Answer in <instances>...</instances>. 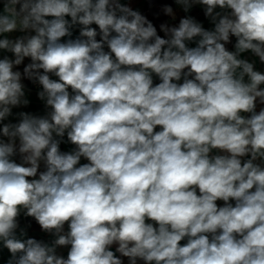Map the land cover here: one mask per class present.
Wrapping results in <instances>:
<instances>
[{
	"label": "clouds",
	"instance_id": "obj_1",
	"mask_svg": "<svg viewBox=\"0 0 264 264\" xmlns=\"http://www.w3.org/2000/svg\"><path fill=\"white\" fill-rule=\"evenodd\" d=\"M132 3L0 0V260L264 264V0Z\"/></svg>",
	"mask_w": 264,
	"mask_h": 264
},
{
	"label": "crops",
	"instance_id": "obj_2",
	"mask_svg": "<svg viewBox=\"0 0 264 264\" xmlns=\"http://www.w3.org/2000/svg\"><path fill=\"white\" fill-rule=\"evenodd\" d=\"M168 4L172 5L174 9L177 11V20L176 21H171L168 17L163 15L160 10L163 7V5ZM132 7L139 9L143 14L147 15L150 20L153 21V23L158 27L160 23L163 22H169V23H178V18L180 16H183L184 13L180 11L176 5L174 4V0H133ZM159 13V15H157ZM194 15L197 16L198 19L204 22L205 27H211V25L204 20L202 10L197 8L194 13ZM162 34V33H161ZM16 35H19L17 33ZM234 43V39H233ZM228 47L231 49L232 45H228ZM242 58H248L250 60L255 59L256 60V67L258 70L264 71V65H261L258 61V59L254 58L251 53H245L243 54ZM28 61L26 60L25 63ZM158 82V80L156 81ZM26 85V89L28 91V98L30 99V105L26 109H17L14 111H30L36 114H43L44 109H43V104L41 101H39L36 97V92L38 91V86L32 84L29 81H24ZM15 122V121H13ZM71 145L68 144H62L61 148L63 151H69L71 149ZM18 159V158H17ZM19 162V160H18ZM82 162H86L83 161ZM219 204H222L223 202H218ZM20 226L21 228H24L27 231V235L29 237H34L36 239L44 240L46 242L51 241L53 237H51L49 234H46L41 231L39 225L34 221V219L30 217H23L21 216L20 218ZM61 252L66 256L67 249H62ZM3 260H6L8 258V253L7 250H4L3 254ZM0 264H3V261L0 260ZM125 264H127V261L125 260Z\"/></svg>",
	"mask_w": 264,
	"mask_h": 264
}]
</instances>
